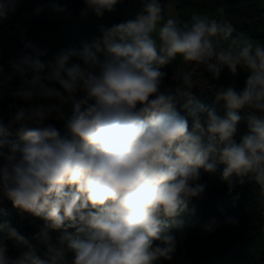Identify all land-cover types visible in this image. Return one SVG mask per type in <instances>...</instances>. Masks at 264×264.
Returning a JSON list of instances; mask_svg holds the SVG:
<instances>
[{
    "label": "clouds",
    "instance_id": "obj_1",
    "mask_svg": "<svg viewBox=\"0 0 264 264\" xmlns=\"http://www.w3.org/2000/svg\"><path fill=\"white\" fill-rule=\"evenodd\" d=\"M83 2L81 15L100 18L123 0ZM18 3L0 0V21ZM45 8L67 11L55 0L34 11ZM173 10L141 0L132 18L101 25L90 43L47 63L46 51L34 49L10 61V74L0 66V99L15 101L7 122L0 117V202L41 221L31 236L0 223V264L172 261L180 245L173 229L204 197L202 173L221 166L228 193L252 183L264 210V43L222 12L184 20ZM224 69L247 74L242 89L210 83ZM196 88L212 91L213 104L198 102ZM241 122L247 131L237 140ZM220 211L205 231L239 223Z\"/></svg>",
    "mask_w": 264,
    "mask_h": 264
},
{
    "label": "trees",
    "instance_id": "obj_2",
    "mask_svg": "<svg viewBox=\"0 0 264 264\" xmlns=\"http://www.w3.org/2000/svg\"><path fill=\"white\" fill-rule=\"evenodd\" d=\"M52 0H19L15 11L8 13L7 19L0 21V66L11 73L10 61L20 59L24 55H32L33 50L46 51L40 57L49 62L56 53L69 47H80L82 42H91L100 35L101 25L110 27L132 18L139 10L141 0H123L115 6L113 12H105L98 18L93 12L81 15L86 5L83 0H55L66 6L65 13H56L45 8L40 14L35 13L38 6L50 4ZM174 4L179 19H190L193 12L209 16L223 13V18L230 21L237 31H243L254 40L264 43V0H162ZM33 47H26L27 44ZM72 62H78L73 60ZM173 68L164 69L168 73L166 84H171L169 75ZM246 73L241 71L232 77L227 71L222 72L218 80L225 86L235 82L243 88ZM19 78L11 84L15 88ZM207 104L204 101H198ZM15 103L10 97L0 99V117L5 122L9 118L8 105ZM179 107V106H178ZM56 123V122H53ZM57 127L61 124L56 123ZM13 139H18L15 136ZM222 166L215 174L202 173V180L207 183V191L202 199L192 201L194 214H185L184 228L173 233L180 241L177 253L172 261L162 264H264V210L257 201L255 186L245 183L237 186L230 195L227 186L219 179ZM239 194L234 202L233 197ZM0 223L10 221L23 234L31 236L39 230L41 221L31 216L23 218L12 205L0 202ZM221 209L238 218L236 226L224 225L212 232L204 230L210 217L220 218ZM11 247V246H10ZM15 254V253H13Z\"/></svg>",
    "mask_w": 264,
    "mask_h": 264
},
{
    "label": "built area",
    "instance_id": "obj_3",
    "mask_svg": "<svg viewBox=\"0 0 264 264\" xmlns=\"http://www.w3.org/2000/svg\"><path fill=\"white\" fill-rule=\"evenodd\" d=\"M212 16L219 17L220 15L219 14H216V15H212ZM225 71H227V69H224L223 72H225ZM197 75L201 77V80L203 79V73L198 72ZM205 75H207V74H205ZM171 76H172V72L169 75V80H170V83L172 84L174 82L171 80ZM209 81H210V83H213L216 86H221V85L225 86L224 84H222L219 81H211V78L210 77H209ZM206 86L207 85H205V87ZM193 93L196 95L198 101H204L208 105H212L213 102H214V93L212 91H210V90L201 91V89L196 88V89H193ZM217 108H218V111H220L221 114H222V111H223L222 106H217ZM246 131H247L246 123L241 122L240 125L238 126V133H237V137H236L237 140H239V137L241 135H243Z\"/></svg>",
    "mask_w": 264,
    "mask_h": 264
},
{
    "label": "rangeland",
    "instance_id": "obj_4",
    "mask_svg": "<svg viewBox=\"0 0 264 264\" xmlns=\"http://www.w3.org/2000/svg\"><path fill=\"white\" fill-rule=\"evenodd\" d=\"M172 14L177 17V14H176L175 10H173Z\"/></svg>",
    "mask_w": 264,
    "mask_h": 264
}]
</instances>
